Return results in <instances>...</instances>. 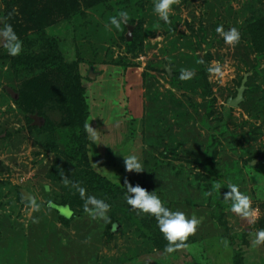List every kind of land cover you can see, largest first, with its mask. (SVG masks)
<instances>
[{"label": "rangeland", "instance_id": "1", "mask_svg": "<svg viewBox=\"0 0 264 264\" xmlns=\"http://www.w3.org/2000/svg\"><path fill=\"white\" fill-rule=\"evenodd\" d=\"M154 2L0 0V27L23 42L10 56L0 39V264H264V243L253 244L264 229V28L263 45L248 31L264 26V0H174L168 22ZM220 25L239 42L225 43ZM129 155L143 171L126 170ZM72 182L111 205L108 222L78 191L66 196ZM127 183L216 219L172 253L151 248L164 237L125 220ZM229 184L250 196V216L231 211Z\"/></svg>", "mask_w": 264, "mask_h": 264}, {"label": "clouds", "instance_id": "2", "mask_svg": "<svg viewBox=\"0 0 264 264\" xmlns=\"http://www.w3.org/2000/svg\"><path fill=\"white\" fill-rule=\"evenodd\" d=\"M174 3V0H155L153 11L159 16V18L165 22H168L169 11ZM127 12H120L119 17H112L110 23L117 29L120 27L122 20L127 19ZM217 33L223 36L225 43L233 45L239 42L240 33L236 28H231L227 32L224 31L223 25L216 28ZM0 39L3 40V47L7 50L8 55L17 56L21 53L23 42L17 35L12 24L5 23L0 27ZM219 71V69H210V71ZM191 75L187 70L181 73V79L187 78ZM86 130L92 135V139H96L95 134L88 125L85 126ZM125 168L127 171H135L137 173L144 170L140 158L136 155H129L124 158ZM67 183V180L65 181ZM72 187L76 188L82 199H85L84 211L87 212L93 219H101L105 222L109 221L107 213L110 210L111 205L104 199L97 198L95 196L87 195L86 188L80 186L78 182H72ZM126 202L132 209H138L140 212L150 214L155 217L157 226L162 233L164 239L168 241L166 251L172 253L179 248L184 247V241L192 234L198 224L199 220L193 215L191 218L187 217L183 212L172 211L166 207L163 201L155 191L148 192L140 185L133 186L131 183H127L126 187ZM228 192L224 194L225 199L230 200L231 211L237 213L243 217H248L252 213L251 198L245 195L239 190V186L236 184H229L227 186ZM32 205H36V201H31ZM49 206H52V202H49ZM91 206V207H89ZM264 243V229L257 231L254 245Z\"/></svg>", "mask_w": 264, "mask_h": 264}, {"label": "trees", "instance_id": "3", "mask_svg": "<svg viewBox=\"0 0 264 264\" xmlns=\"http://www.w3.org/2000/svg\"><path fill=\"white\" fill-rule=\"evenodd\" d=\"M72 5V4H71ZM262 23L263 22H257L253 27L252 26H250L249 27V29H248V31H250V33H251V35H252V37H251V39H253L254 40V42L255 43H258L259 42V45H261L262 43V38H263V35H261L260 33H259V30L260 29H263L264 28V26L262 25ZM264 39V38H263ZM261 40V41H260ZM263 45V44H262ZM255 46V45H254ZM255 50L257 51V53H259L258 51L260 50V47L259 46H255ZM243 99H244V93H243ZM242 104V103H241ZM240 104V105H241ZM245 135H247L246 133H243V132H240L239 133V135H236L235 133H233V134H229L228 135V138H226V144H227V146L229 147L230 146V148L231 149H234L237 145H239L240 147L241 146H243V139H245ZM248 136V135H247ZM212 142H213V139H211V144H212ZM210 144V145H211ZM217 146V144L215 145V147ZM242 150H243V152L244 153H248V151H247V148L244 150L243 148H241ZM208 167H210L209 169H208ZM208 167H206V169L208 170V172H209V174H210V171L213 169V168H211V166H208ZM214 172V171H213ZM209 174H208V177H207V179L209 180V181H211V179L209 178ZM61 175H63L62 173H61ZM60 175V176H61ZM65 181L67 180V183L66 182H63V183H66V184H68V180H72V179H70V178H68L67 176H61ZM174 177H175V179H178L179 180V178L177 177V175L176 174H174ZM218 177V176H217ZM186 186H187V189L188 188H191V189H193V187L194 188H196V189H194L195 191H198V189H200L201 188V190L198 192V193H200V194H204V193H206V192H201L202 191V189H204V188H209L207 185H205V186H202V185H200L199 184V181H191V183H188V184H186ZM67 187V188H66ZM66 187H63L64 188V190H65V192H66V196H71V195H73L74 193H73V191H76L77 192V190L76 189H74L73 190V187H70L69 185L68 186H66ZM200 187V188H199ZM205 190V189H204ZM114 191L116 192V190L114 189ZM208 192H213L212 190H210V191H208ZM117 196V197H116ZM201 197V196H200ZM114 198H117V199H119V198H121L122 200H123V202L125 201V198L124 197H119V195H115V197ZM127 203V202H126ZM125 204V203H124ZM165 205V204H164ZM196 205V204H195ZM195 205H193V206H195ZM129 206V208H128V210H125L126 212H125V214H124V218H125V220H127L129 223H130V225H134V224H136V226L137 227H139V228H144L146 231H147V235H149V238L151 239V237H154V236H156V235H159V233H160V230H159V228H158V226H157V221H156V219H155V217L154 216H152V215H150V214H147V213H143V212H140L138 209H136L135 211H136V214H135V217L132 215V211L134 210V209H132L131 208V206L130 205H128L127 204V207ZM212 214H210V215H208L207 217H206V220L202 217L201 218V220L199 219V216H197V219L199 220V224H198V226H197V228H210V227H212L211 226V224H212V222H211V217L213 218V220L214 219H216V215H213V216H211ZM218 216V215H217ZM139 217H140V219H139ZM209 225V226H208ZM191 236V235H190ZM192 237V236H191ZM150 241V240H149ZM161 242H160V244H155L154 245V243L153 244H150V247L152 248H156V249H160V250H164L166 247L165 246H167V244H166V240L165 239H162V240H160ZM189 240H187L186 239V241H184V243H189L188 242ZM152 241H150V243H151ZM147 245H149V244H147Z\"/></svg>", "mask_w": 264, "mask_h": 264}, {"label": "water", "instance_id": "4", "mask_svg": "<svg viewBox=\"0 0 264 264\" xmlns=\"http://www.w3.org/2000/svg\"><path fill=\"white\" fill-rule=\"evenodd\" d=\"M126 40H130V32L127 34ZM244 89L245 87L241 85L240 88L237 90L236 97L227 101V105L229 107L236 108L243 102Z\"/></svg>", "mask_w": 264, "mask_h": 264}]
</instances>
